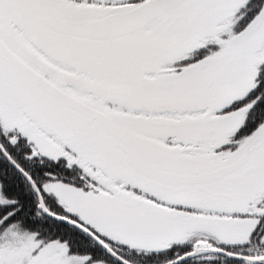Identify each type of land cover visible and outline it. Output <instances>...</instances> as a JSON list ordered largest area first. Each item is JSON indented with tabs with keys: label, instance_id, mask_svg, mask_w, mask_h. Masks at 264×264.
I'll list each match as a JSON object with an SVG mask.
<instances>
[{
	"label": "snow or ice",
	"instance_id": "snow-or-ice-1",
	"mask_svg": "<svg viewBox=\"0 0 264 264\" xmlns=\"http://www.w3.org/2000/svg\"><path fill=\"white\" fill-rule=\"evenodd\" d=\"M0 264H264V0H0Z\"/></svg>",
	"mask_w": 264,
	"mask_h": 264
}]
</instances>
